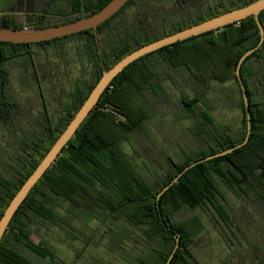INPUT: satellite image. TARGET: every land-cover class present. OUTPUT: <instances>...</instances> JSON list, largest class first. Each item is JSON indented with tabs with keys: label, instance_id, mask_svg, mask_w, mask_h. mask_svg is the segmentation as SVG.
<instances>
[{
	"label": "trees",
	"instance_id": "trees-1",
	"mask_svg": "<svg viewBox=\"0 0 264 264\" xmlns=\"http://www.w3.org/2000/svg\"><path fill=\"white\" fill-rule=\"evenodd\" d=\"M108 1L98 4L96 8L78 9L77 6L78 8L71 10L70 17L55 22L43 23L41 18L44 17L36 15L38 17L35 16L36 19L31 20L27 26L2 21L0 27L39 28L60 24L90 15ZM130 1L127 0L126 4ZM126 4L97 26L99 40L101 29ZM10 6L12 5H0L5 7L0 8V11H11L8 9ZM212 16L215 15L211 14L207 18ZM259 19L264 29V10L260 12ZM159 36L128 44L127 39L119 35L117 44L110 46L109 51L102 48L103 63L95 48L92 29L37 43L0 42V66L3 71L0 73V80L4 83L7 80L4 62L23 54L20 48L44 46L72 37L86 43L87 55L92 58L94 69L93 77L88 82L75 81L72 98L63 104L64 113L57 121L42 120L44 129L34 130L32 137L23 140L26 143L23 146L25 154L19 155L16 181L9 178L1 180L0 216L86 99L102 74V66L108 69L127 53ZM258 41L256 23L253 16H248L220 29L183 40L181 42L187 43L183 47L178 42L161 49L169 50L166 58H161L166 65L169 62L171 67L181 66V70H186L197 84L193 88V97L180 100L181 116L185 119L198 115L199 120L193 125V133L198 136L197 141L204 145L191 151L182 163L174 162L169 155H165L168 168L152 183L137 171L122 144L127 142L131 145L132 133L145 131V122L152 115V107L158 99H168L169 96L162 83H158L156 89L151 87L150 81L159 75L151 68L150 63H139V59L129 63L106 86L58 157L13 214L0 239V264H80L77 255L67 263L57 257L54 246L46 238L36 239L30 226L31 221L49 222L67 230V227L73 228L72 222L77 220L85 225L91 220L107 225V222L119 219L123 221L120 227L109 228L113 237L117 234L116 231L122 230L115 248H119L118 257L125 264H165L176 244L174 235L177 236L178 246L168 264H200L192 252L194 239L205 228L200 215L195 212L197 208L217 215L232 237L237 239L235 243L229 238L230 246L236 247L238 238L230 213L225 210L228 200L224 188L258 212L264 211V98L260 96L264 91V71H261L264 69V40L244 59L239 68L250 108L248 140L228 154L198 162L184 171L183 169L202 157L243 141L246 120L235 67L241 54L254 47ZM229 80L236 82L240 95L242 116L236 136L230 135V127L219 129L215 126L207 109L198 111L196 107L207 100V91L213 81ZM148 92L152 93L153 99ZM108 106L124 114L123 123L117 122ZM181 171L182 174L156 201L157 193ZM63 202L70 204V209L67 210L69 213L65 215ZM184 207L191 212L190 215L181 220L176 219L175 215ZM69 235L74 238L72 233Z\"/></svg>",
	"mask_w": 264,
	"mask_h": 264
},
{
	"label": "rangeland",
	"instance_id": "rangeland-1",
	"mask_svg": "<svg viewBox=\"0 0 264 264\" xmlns=\"http://www.w3.org/2000/svg\"><path fill=\"white\" fill-rule=\"evenodd\" d=\"M44 1L25 0L16 7L10 6L8 9L11 11L3 13L0 11V23L7 21L9 24L27 26L31 20L38 17L36 15L44 17L41 18L42 22L47 23L66 19L72 14L68 0H56L53 5H48ZM1 3L6 4L5 1ZM137 20H133V23L137 24ZM123 22L121 19L117 23V33L109 38V43L104 46L105 49L109 50L110 42L118 39V34L124 27ZM87 51L84 41L72 37L45 46L30 45L28 48H20L23 54L11 57L4 62L9 93H12L19 106L16 122L18 133L26 130L34 131L39 126L34 117L32 121L30 120L29 113L39 100V88L32 70L35 68L39 75L42 92L48 96L46 100L49 116L54 121L61 106L71 100L75 81L80 79L86 83L93 76L91 75L93 60L89 58ZM155 57L159 61L154 62L153 69L159 76L151 80L150 85L156 89L158 83H162L169 97L158 99L152 107V115L145 122V131L133 132L131 145L127 142L122 144L137 171L150 183L168 168L165 155H169L174 162L182 163L191 151L198 150L204 145L197 141L198 136L193 133V125L199 120L198 115L185 119L181 116L180 100L193 97V88L197 84L186 70L171 67L169 62L166 65L159 57ZM53 82L56 84L54 85ZM257 87L261 89L260 86ZM207 92H209L207 100L196 106L198 111L207 109L215 126L219 129L230 127V135L236 136L242 116L236 82L234 80L213 81ZM148 95L153 99L151 92H148ZM260 96L264 98V91L260 93ZM255 97L260 99L258 95ZM108 109L114 113L118 123H123L124 114L121 111L111 106H108ZM9 129L11 130L9 127L0 126V146L3 151L6 138H9L7 135ZM3 133L6 136H2ZM224 191L228 200V203H224L225 210L230 213L229 217L234 224L238 244L236 247L230 246L229 238L235 243L237 239L232 237L217 215L197 208L195 212L200 215L205 228L194 239L193 254L200 264H264V211L258 212L251 205L236 199L226 188ZM63 206L65 215L69 213L70 204L63 202ZM190 213L184 207L177 212L175 218L181 220ZM122 222L119 219L107 222V225H100L99 221L91 220L88 225H85L77 220L72 222L73 228L67 227V230H63L49 222L37 220L31 221L30 226L33 236L36 239L46 238L54 246L57 257L67 263L77 255L80 264H125L118 257L119 248H115V242L122 230L116 231L117 234L113 237L109 228V226L120 227ZM69 233H72L74 238H70Z\"/></svg>",
	"mask_w": 264,
	"mask_h": 264
},
{
	"label": "water",
	"instance_id": "water-1",
	"mask_svg": "<svg viewBox=\"0 0 264 264\" xmlns=\"http://www.w3.org/2000/svg\"><path fill=\"white\" fill-rule=\"evenodd\" d=\"M125 2H127V0H109L99 10H97L96 12L90 15L80 16L74 20L60 23V24H54V25H49V26H44V27H39V28H27V27L1 28L0 27V42H9V43H15V44L37 43L41 41L51 40L54 38L64 37L67 35L78 33L83 30L92 29L93 34H94V40H95V45L97 48L98 57H99L100 62L102 63L103 57H102L101 47L99 44V39L97 36V31H96L97 26L101 24L102 22H104L105 20H107L109 17H111L114 13H116L125 4ZM263 9H264V0L252 1L242 7L231 9L224 13L207 18L196 24H193L185 28L179 29L175 32L169 33L156 40L147 42L135 48L131 52L127 53L123 57H121L117 62H115L108 69L103 68L101 76L99 77V79L97 80L93 88L90 90L86 99L80 105V107L75 112L74 116L68 122L66 127L59 134V136L53 142V144L48 149L46 154L42 157V159L36 165V167L33 169L31 174L25 179V181L22 183V185L19 187L16 193L12 196L9 203L3 210L0 216V239L3 233L5 232V229L7 228L8 223L11 220L13 214L18 209V207L21 205L25 197L28 195L31 188L41 178L44 172L50 167L51 163L58 157V154L60 153L62 148L73 136V134L75 133V131L77 130L81 122L89 114L90 110L95 106V104L97 103L99 99V96L101 95L103 90L106 88V86L129 63L163 46L173 44L175 42L187 39L192 36L199 35L207 31L216 30L225 25L237 22L245 17L253 15L255 18L257 28L259 30V35H260L259 41L254 47L246 50L243 54H241V56L238 58V61L235 67V75L239 83L241 95L243 99V112H244V117L246 120L245 137L243 141H241L240 143L236 145H233L232 147H229L227 149H224L216 153H212L210 155H207L205 157H202L196 160L195 162L190 163L188 166H186L183 169V171L198 162H202V161L214 158V157L228 154L232 152L233 150L239 148L240 146L244 145L246 141L248 140L249 133H250V108H249L246 88L243 85L240 75H239V68H240L241 63L244 61V59L249 54H251L254 50H256L264 40V30H263L261 22L259 21V17H258L259 12ZM183 171L179 172L164 188H162L157 193L156 201H158L160 195L165 190H167L168 187L173 182L177 180V178L182 174ZM157 208H158V204H157ZM158 211H159V208H158ZM174 237L176 239V244L165 264L169 263L173 253L175 252L178 246L177 236L174 235Z\"/></svg>",
	"mask_w": 264,
	"mask_h": 264
},
{
	"label": "flooded vegetation",
	"instance_id": "flooded-vegetation-1",
	"mask_svg": "<svg viewBox=\"0 0 264 264\" xmlns=\"http://www.w3.org/2000/svg\"><path fill=\"white\" fill-rule=\"evenodd\" d=\"M1 1H5L6 4L3 5ZM68 1L70 4L69 6L70 10H72L78 7H79L78 9L96 8L98 4L104 3L106 0H68ZM252 1L255 0H131L127 4L125 2L126 5L122 9V11L118 13L113 19H111V21L107 23V25L103 29H101L100 32L101 40H99L101 52H102V48L105 49L104 46L106 45V43H109L108 42L109 38L117 33V29H118L117 23L121 19L122 21H124L123 22L124 27L122 30H120L118 36L123 35L124 38L127 39L128 44L129 43L133 44L136 41L138 42V40L143 41L146 39H151L155 35H160L157 38L163 37L179 29L201 22L207 19V16L211 14L218 15L220 13H224L231 9L239 8L244 5H247ZM24 2L25 0H0V5L2 6L12 5L13 7H16V5H21ZM44 2H46L48 5H53L54 3H56V0H45ZM260 12H262V10ZM260 12L258 14V17L260 16ZM136 19H138L137 24L133 23V20ZM253 19L255 21L254 16ZM258 34H259V30H258ZM117 41L118 40L111 41L110 46L117 44ZM181 41H178L180 42L179 46L183 47L187 45V43ZM173 44L167 46H171ZM167 46H163V47H167ZM163 47L137 58L139 59L138 60L139 63L140 62L150 63L151 68L153 69L154 62L155 61L157 62L158 60L155 56L159 57V59L161 60L162 57L166 58V54H168L169 52L168 49L161 50ZM89 58L91 59V57ZM103 68H105V66H102V69ZM174 68H178L181 70V66H175ZM3 69L5 71L4 74L7 79V70L5 69V67H3ZM32 71L34 74L33 76L36 78V84L38 85L39 88L38 89L39 100L37 103H35L36 106L34 107L33 105V109L29 110L30 118H31L30 120L32 121V118L34 117L38 121L39 126L37 129L43 130L44 125L42 124V120L52 121V119L49 116L48 101L46 100L48 96L44 95V93L42 92V88L40 85L41 84L40 78L37 72L35 71V68ZM93 71L94 69L91 70V75H93ZM2 72L3 71L0 66V73ZM53 83L54 85L56 84V82ZM60 104L62 103L60 102ZM18 112H19V106L17 104V101L15 97L12 95V93H9L8 80H6L5 83L0 80V126L11 128V130L9 129L10 131L7 133L9 138H6L4 151L0 146V185L2 178L4 179L9 178L10 180L16 181L17 167H18V162L20 161L19 155L23 156V154H25L23 152L24 151L23 146H25L26 143H24L23 140H25V138H30L33 136V130L20 131V133H18L16 127ZM63 113H64V105L61 106V109L59 110L57 117L56 119H54L53 122L57 121L59 116H61ZM31 126L32 123L30 124V127ZM2 136H6V135L3 133ZM0 200H1V193H0ZM0 206H1V202H0Z\"/></svg>",
	"mask_w": 264,
	"mask_h": 264
}]
</instances>
